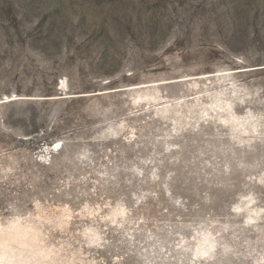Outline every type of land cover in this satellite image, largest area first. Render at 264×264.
<instances>
[{"label": "rangeland", "instance_id": "obj_1", "mask_svg": "<svg viewBox=\"0 0 264 264\" xmlns=\"http://www.w3.org/2000/svg\"><path fill=\"white\" fill-rule=\"evenodd\" d=\"M0 264H264V0H0Z\"/></svg>", "mask_w": 264, "mask_h": 264}, {"label": "clouds", "instance_id": "obj_2", "mask_svg": "<svg viewBox=\"0 0 264 264\" xmlns=\"http://www.w3.org/2000/svg\"><path fill=\"white\" fill-rule=\"evenodd\" d=\"M165 195L169 196L171 193H169L167 190H165ZM206 199L203 200V203H206ZM172 205L175 209H177V213L175 214V219L173 223V231L180 228L183 224L191 222L192 218L188 216L190 212H195L198 209V205L192 204L191 208H189V201L187 199L183 198H177L172 201ZM124 211L130 216L131 209H128L125 207Z\"/></svg>", "mask_w": 264, "mask_h": 264}]
</instances>
